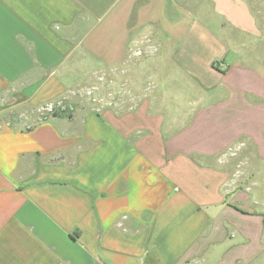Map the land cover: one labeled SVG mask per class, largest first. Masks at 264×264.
<instances>
[{
	"label": "crops",
	"instance_id": "0c3cea01",
	"mask_svg": "<svg viewBox=\"0 0 264 264\" xmlns=\"http://www.w3.org/2000/svg\"><path fill=\"white\" fill-rule=\"evenodd\" d=\"M60 102L0 120V264H264V0H0V115Z\"/></svg>",
	"mask_w": 264,
	"mask_h": 264
},
{
	"label": "rangeland",
	"instance_id": "374dc122",
	"mask_svg": "<svg viewBox=\"0 0 264 264\" xmlns=\"http://www.w3.org/2000/svg\"><path fill=\"white\" fill-rule=\"evenodd\" d=\"M94 105H96L95 100H91ZM46 112L44 107H32L30 105H19L12 107L9 112L0 115L1 118L6 119L11 122H15L18 120V125L27 127L32 126L37 122L42 121L44 118L42 114ZM42 116V117H41ZM247 147L244 145V153L246 152ZM260 168V172L258 175H255L254 179H256V185L250 187L252 189V193L259 192L262 198V204L264 205V158L259 161H255ZM261 204V205H262ZM263 207V206H262Z\"/></svg>",
	"mask_w": 264,
	"mask_h": 264
},
{
	"label": "trees",
	"instance_id": "16d2710c",
	"mask_svg": "<svg viewBox=\"0 0 264 264\" xmlns=\"http://www.w3.org/2000/svg\"><path fill=\"white\" fill-rule=\"evenodd\" d=\"M57 104H55V106H57ZM63 105H64V103H63ZM64 106L66 107L64 110H61V108L56 107L54 111H52V112H46L45 114H42V116L44 118L43 120H45L49 116H54V117H67V118L72 117L73 110H71L70 107H68L66 105H64Z\"/></svg>",
	"mask_w": 264,
	"mask_h": 264
},
{
	"label": "built area",
	"instance_id": "2783aa9c",
	"mask_svg": "<svg viewBox=\"0 0 264 264\" xmlns=\"http://www.w3.org/2000/svg\"><path fill=\"white\" fill-rule=\"evenodd\" d=\"M88 94H94V91L92 90V91H89L88 92ZM56 107H59V108H61V110H64L66 107L63 105V103L62 102H60V103H58L57 104V106H55L54 104H51L50 106H48L47 108H46V111H48V112H52V111H54L55 110V108ZM71 110H72V108H70Z\"/></svg>",
	"mask_w": 264,
	"mask_h": 264
}]
</instances>
